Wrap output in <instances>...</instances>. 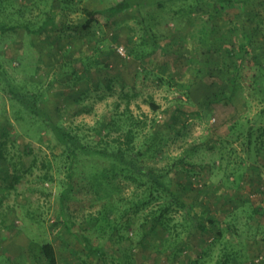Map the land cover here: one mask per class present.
Returning <instances> with one entry per match:
<instances>
[{
    "label": "rangeland",
    "instance_id": "1",
    "mask_svg": "<svg viewBox=\"0 0 264 264\" xmlns=\"http://www.w3.org/2000/svg\"><path fill=\"white\" fill-rule=\"evenodd\" d=\"M117 1L0 0V23L18 26L0 34V69L31 93L32 106L77 134L89 154L69 174L44 118L12 100L0 84L7 159L6 169L0 162V264H39L32 252L43 241L54 245L61 264H77L86 255L73 233L105 243L99 264H264V189L258 187L264 160L258 163L252 152L247 159L239 122L253 119L263 105L248 91L233 102L221 95L239 63L229 55L241 23L212 19L207 5H151L109 20L94 15L83 27L84 9ZM48 17L55 25L33 32ZM118 46L128 52L137 46L140 57L123 58ZM149 97L157 112L145 102ZM141 146L150 165L186 155L172 181L184 180L186 168L193 188L187 202L214 216L221 210L210 234L187 236V219L178 210L170 215L171 232L160 251L157 238L142 245L139 233H115L114 216L105 214V232L90 228L103 221L88 218L122 209L134 193L108 155H131ZM141 220L136 216V227Z\"/></svg>",
    "mask_w": 264,
    "mask_h": 264
},
{
    "label": "trees",
    "instance_id": "2",
    "mask_svg": "<svg viewBox=\"0 0 264 264\" xmlns=\"http://www.w3.org/2000/svg\"><path fill=\"white\" fill-rule=\"evenodd\" d=\"M192 4L196 5L197 9L202 5L210 6L211 18L214 20L237 21L238 24L241 23L240 28H234L237 46L233 47L229 55V57L239 59V63L234 67V72L229 82H227L225 89L223 88L221 95L225 93L226 100L233 102L241 97L244 99L243 93L248 91L251 97L257 101L258 105H263L253 119L244 117L239 122L242 125L241 139L243 140L247 159L252 152L257 162L260 159L264 160V0H120L96 10L84 9L86 18L83 22V27L88 28L91 25L94 15H99V17L109 20L119 17L124 11L132 8L151 5L162 8L166 5L185 7ZM48 25H55V22L50 17L44 19L42 24L36 30H33V32H41ZM17 27L16 25L6 26V24L0 23V34L14 31ZM139 51V48L134 46L129 52L125 49V57L118 52L116 54H119L123 58L129 57L128 55L139 58ZM2 83L3 86L1 87L7 90V94L12 100L23 103L29 113H33L34 116L41 115L44 118L45 126L50 130L58 145L62 147L65 160L69 163L68 173L72 174L80 156L89 155L84 146H82L83 144L78 135L73 133L70 128L58 122H53L46 113L32 106L28 102L31 93L28 90L24 91L20 87H17L7 78L5 72L0 69V84ZM226 87L229 90L228 96ZM106 88L110 91L113 89L110 81L106 83ZM145 100L151 110L154 112L158 111L159 105L151 97ZM232 127L230 132H232ZM3 135H6V133H3ZM5 147L6 142L0 140V162H2L4 169H6L5 162L7 161ZM84 150H86V154H82ZM147 156H149L148 150H143V146L136 151L134 150L131 155H127L121 150L108 155L113 160V167L118 168L119 174H122L125 180L133 184L134 193L130 198L123 199L127 206L122 209L116 212L115 210L118 208H114V211L111 208L108 212L99 210L100 218H88L87 221H92V219L103 221V226L101 223L97 226L95 221L94 224H91L90 228H99L102 229L101 233L105 232L104 225H108L106 215L114 216L115 226L112 228L115 233H120L121 229L125 230V234L130 232L135 233L134 235L137 236L139 233L138 244L142 245L143 243L149 244L151 238L153 240L157 238L156 240H161V244H158L160 251L164 241L163 238L171 232L170 223L172 220L170 219V215L172 212L178 210L182 211L187 219L185 224H182L183 231L186 232L187 236L205 232L210 234L211 228L215 226V220L218 219L221 210H217L218 214L214 216L212 212L207 211L208 208L206 206L197 209L198 207L193 202H187V195L192 192L193 188L189 179L191 172L186 170V168H181L182 174L185 177L184 180H180L178 184H173L172 181V170L176 167L179 168V165L186 161V155L183 154L176 162L172 159L171 162L162 166L148 164ZM262 165L264 166V163ZM12 178L13 181H18V176H13ZM258 187L259 189H264V181L262 179H259ZM144 210L145 212L143 213ZM116 216H118V219ZM136 216L142 217L138 227L135 226L134 222ZM64 225L67 232L71 234V229L66 222ZM175 226L176 223L172 224L171 228ZM90 228H88L89 231ZM221 234V230L218 229L216 235L219 236ZM72 235L80 243L86 255L77 264H99L98 258L100 259L104 256L105 243L93 244L89 235L80 236L75 233ZM122 236L121 234L120 237ZM93 237L98 240V235L95 234ZM32 255L35 263L61 264L58 258V251L49 241H43L36 245ZM90 256L93 257L92 260H89ZM195 261L198 262L197 260ZM216 264H225V261H217Z\"/></svg>",
    "mask_w": 264,
    "mask_h": 264
},
{
    "label": "built area",
    "instance_id": "3",
    "mask_svg": "<svg viewBox=\"0 0 264 264\" xmlns=\"http://www.w3.org/2000/svg\"><path fill=\"white\" fill-rule=\"evenodd\" d=\"M116 50H117V52L120 54V55H122V56H126V52H125V50H124V48L122 47V46H118L117 48H116ZM161 118V116H157V119L159 120Z\"/></svg>",
    "mask_w": 264,
    "mask_h": 264
},
{
    "label": "crops",
    "instance_id": "4",
    "mask_svg": "<svg viewBox=\"0 0 264 264\" xmlns=\"http://www.w3.org/2000/svg\"><path fill=\"white\" fill-rule=\"evenodd\" d=\"M21 4V2H19V5Z\"/></svg>",
    "mask_w": 264,
    "mask_h": 264
}]
</instances>
